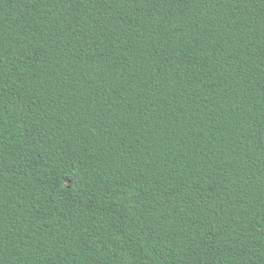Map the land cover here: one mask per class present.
Segmentation results:
<instances>
[{"label":"trees","instance_id":"obj_1","mask_svg":"<svg viewBox=\"0 0 264 264\" xmlns=\"http://www.w3.org/2000/svg\"><path fill=\"white\" fill-rule=\"evenodd\" d=\"M0 264H264V0H0Z\"/></svg>","mask_w":264,"mask_h":264}]
</instances>
